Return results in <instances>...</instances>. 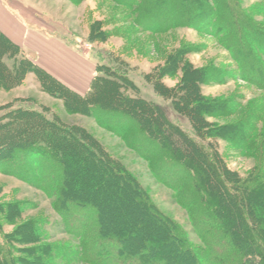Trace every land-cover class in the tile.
<instances>
[{
    "label": "trees",
    "instance_id": "obj_1",
    "mask_svg": "<svg viewBox=\"0 0 264 264\" xmlns=\"http://www.w3.org/2000/svg\"><path fill=\"white\" fill-rule=\"evenodd\" d=\"M115 1L129 7L145 30L185 25L236 38L239 49L230 44L227 48L239 63V76L264 88V62L257 57L258 52L264 54V42L253 40L248 31L254 38L264 33L238 0H202L188 20L174 14L187 0ZM223 10L226 20L218 18ZM176 67L184 74L176 86L162 81L164 68L152 79L155 93L169 104L140 95L127 76L100 67L82 95L0 30V88L20 86L34 73L41 89L60 98L67 111L95 118L123 137L148 162L154 177L173 191L201 241L194 245L176 221L157 213L145 193L141 199L137 180L82 129L33 106H19L0 120V171L45 192L78 245L59 252L55 244H43L33 219L16 226L17 235L10 239L0 219V264H264V164L248 177L228 167L216 143L222 130L209 121L216 102L201 93L202 71L194 69L188 76L180 59ZM253 69L260 78L247 75ZM245 144L256 146L258 139L247 138ZM260 144L263 148L264 139ZM143 213L158 219V225L144 229L147 235ZM22 214L20 201L0 206V215L9 222ZM16 243H23L32 259L17 255Z\"/></svg>",
    "mask_w": 264,
    "mask_h": 264
},
{
    "label": "rangeland",
    "instance_id": "obj_2",
    "mask_svg": "<svg viewBox=\"0 0 264 264\" xmlns=\"http://www.w3.org/2000/svg\"><path fill=\"white\" fill-rule=\"evenodd\" d=\"M24 1L27 4L26 13L33 22L50 34L68 37L66 41L95 60L96 70L97 67L103 70L109 68L112 73L127 76L140 89V95L154 97L160 103L169 104V101L154 91L152 79L157 71L164 68L166 76L162 81L168 86H176L184 75L183 69L176 67L179 59L188 70V76L194 69L201 70V79L204 80L200 84L201 93L209 101L216 102L209 121L222 130L216 143L228 167L242 177H248L258 165L264 164V147L260 146L264 139V88L239 76V63L227 48L230 44L235 50L239 49L236 38L218 35L219 30L215 33L185 25L167 31L145 30L136 23L131 9L115 0ZM201 2L187 0L184 2L187 5L182 4L174 14L188 20L194 7ZM238 2L252 24L264 33V0ZM184 6L186 9L182 8ZM218 18L226 20V11L223 10ZM248 32L253 40L264 42V36L254 38L255 34ZM244 42L247 46L249 41ZM245 52L251 53L248 49ZM257 57L264 62V54L258 52ZM254 58L251 54L250 60L254 62ZM242 61H245L244 58ZM246 73L253 79L260 78L255 69ZM19 106H33L49 117H57L63 124L82 129L97 147L108 151L120 162L122 170L137 180L143 190L139 194L141 199H144L145 193L159 215L176 221L194 245L201 243L193 231L187 210L176 202L173 191L154 177L148 162L123 137L100 125L95 118L67 111L60 98L41 89L34 73L28 74L20 86L10 90L0 88V120ZM250 137L257 138L258 145L246 146L245 140ZM15 201L21 202L23 214L20 219L9 222L0 215L2 232L10 239L17 235L16 226L33 219L39 226L43 244H55L59 252L62 248L77 247V240L65 231L62 218L53 209L52 201L45 192L0 171V206ZM142 216L145 223L143 231L148 225H158V219L153 220L152 215L143 213ZM149 233L153 235L151 230ZM143 234L147 235L145 231ZM24 246L23 243H16V254L33 257L24 253ZM68 264L88 263L71 261Z\"/></svg>",
    "mask_w": 264,
    "mask_h": 264
},
{
    "label": "crops",
    "instance_id": "obj_3",
    "mask_svg": "<svg viewBox=\"0 0 264 264\" xmlns=\"http://www.w3.org/2000/svg\"><path fill=\"white\" fill-rule=\"evenodd\" d=\"M26 9L24 0H0V30L55 78L85 95L96 74L95 60L66 41L68 37L50 34L33 22Z\"/></svg>",
    "mask_w": 264,
    "mask_h": 264
}]
</instances>
